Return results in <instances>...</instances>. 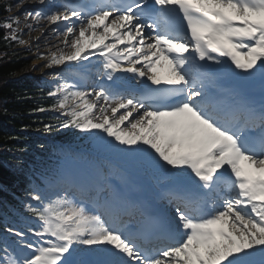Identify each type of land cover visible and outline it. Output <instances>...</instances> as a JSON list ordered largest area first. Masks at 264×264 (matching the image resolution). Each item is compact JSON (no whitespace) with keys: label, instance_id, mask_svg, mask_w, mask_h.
Masks as SVG:
<instances>
[{"label":"snow or ice","instance_id":"obj_1","mask_svg":"<svg viewBox=\"0 0 264 264\" xmlns=\"http://www.w3.org/2000/svg\"><path fill=\"white\" fill-rule=\"evenodd\" d=\"M36 3L26 27L57 38L44 67L94 58L99 79L54 72L32 110L88 148L29 181L0 264H264V0ZM19 23L5 41L27 43Z\"/></svg>","mask_w":264,"mask_h":264},{"label":"trees","instance_id":"obj_2","mask_svg":"<svg viewBox=\"0 0 264 264\" xmlns=\"http://www.w3.org/2000/svg\"><path fill=\"white\" fill-rule=\"evenodd\" d=\"M5 5L11 2L0 0V25L6 20L3 16L9 13L4 10ZM5 33L6 29L0 27V206L9 211V204L22 210L18 198L25 197L30 177L48 171L54 154L44 137L70 142L80 136L71 128L54 127L51 132L43 131L44 123L56 124L57 115L52 111L32 110L54 103L47 96L50 88L41 79L15 80L28 70L32 58L26 57L27 51L17 50V43L5 41Z\"/></svg>","mask_w":264,"mask_h":264},{"label":"rangeland","instance_id":"obj_3","mask_svg":"<svg viewBox=\"0 0 264 264\" xmlns=\"http://www.w3.org/2000/svg\"><path fill=\"white\" fill-rule=\"evenodd\" d=\"M14 5L12 7L14 16H19V27L23 29V32L21 34V39H24L27 41V45H29V48H32L34 51L32 55L34 56L35 60L32 63V66L30 68V72L33 74H37L43 77L44 80H49L51 83L53 81V73L58 72L59 66H53L52 68H45L44 65L47 63L46 59H40L38 57V53H44L45 56L49 53V49L52 46H48L49 42L54 41L56 38L54 35L51 37L49 41L45 42H38L36 39L37 37H40V35L43 34L44 31L49 29L51 25L47 23L45 20H41L44 25L41 27H35L34 30L29 31V29L26 27L27 24H35L34 21H32L30 18L28 20H25L24 11L25 10H34L37 7H42L41 5H38L36 3V0H22L23 7H20L17 4V0H13ZM52 28V27H51ZM51 28L49 30H51ZM57 39V38H56ZM54 46V45H53ZM52 50H55L53 47ZM33 65H36V67H33ZM46 70L45 73H43ZM53 84V83H52Z\"/></svg>","mask_w":264,"mask_h":264},{"label":"bare ground","instance_id":"obj_4","mask_svg":"<svg viewBox=\"0 0 264 264\" xmlns=\"http://www.w3.org/2000/svg\"><path fill=\"white\" fill-rule=\"evenodd\" d=\"M43 25H44V23L42 21H40L39 27H41ZM51 27H53V26L51 25ZM51 27H49V29ZM49 29H47L46 31L43 32L42 35H40L38 42H45V44H47L46 42L49 41L51 39V37L53 36V34L51 33V30H49ZM54 39H55L54 41L49 42L48 46H53L57 43V39L56 38H54Z\"/></svg>","mask_w":264,"mask_h":264}]
</instances>
